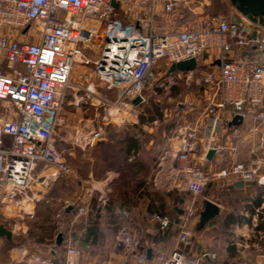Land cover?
I'll return each mask as SVG.
<instances>
[{"label":"built area","instance_id":"obj_1","mask_svg":"<svg viewBox=\"0 0 264 264\" xmlns=\"http://www.w3.org/2000/svg\"><path fill=\"white\" fill-rule=\"evenodd\" d=\"M159 3L170 17L183 14V8L194 12L191 0H0L2 215L13 207L21 217L32 216L37 201L34 186H45L44 179L34 175L37 165L53 164L59 171L71 173L63 155L67 146L87 148L100 137L102 130L92 128L93 120L84 119L81 126L72 128L63 117L64 106L89 104L111 116L120 105L135 108L145 102L146 86L157 67L159 78L163 77L157 87L169 89L178 82L194 85L202 89L206 102L194 121L177 129L174 146L156 159L153 183L166 191L176 189L196 197L207 186L221 191L234 181H258L262 177L261 161L255 158L216 172H207L203 163L210 149L217 153L224 148L218 137L235 116L242 122L251 119L252 133L264 126V60L254 53L264 46V28L238 12L212 16L210 25L201 29L158 26L154 21ZM142 5L147 8L144 14ZM93 44L97 48L95 81L82 89L78 101L66 100L72 67L81 61L82 50L91 49ZM190 59L196 61L194 68L169 72L171 64ZM99 81L114 92L115 101L109 102L98 92ZM135 99L137 103H133ZM95 118L106 117L97 113ZM232 127V137L243 141L239 128ZM194 142L198 143L196 151L192 150ZM113 179L109 175L98 185H90V196L99 193L95 204H91L92 198L64 202L57 217L67 222L58 230L62 241L59 246L53 244L51 259L21 257L4 264H80L70 227L108 202L110 184L105 190L103 183ZM70 205L73 209L65 211ZM193 209L191 201L178 217L177 234L168 255L158 253L153 262L147 259L146 250L150 248L153 253L152 242L144 243L139 234L121 223L115 248L97 264H198L202 255L189 258L184 251L194 236ZM119 212L124 219L130 218L125 210ZM154 219L161 230L171 222L167 216L155 215ZM254 262L264 264V252L258 251Z\"/></svg>","mask_w":264,"mask_h":264},{"label":"rangeland","instance_id":"obj_2","mask_svg":"<svg viewBox=\"0 0 264 264\" xmlns=\"http://www.w3.org/2000/svg\"><path fill=\"white\" fill-rule=\"evenodd\" d=\"M199 10L200 9L198 8L195 12H188L183 8V12L185 13L183 23L175 22L176 19L174 18V24L170 26H173V29H201L208 27L211 23V16L203 20L200 18L196 19ZM222 11L223 14H228V11L224 9ZM231 11L233 14L234 9L232 8ZM156 20L158 21V25H163L164 17L158 15V12ZM97 29H101L100 25L97 26ZM90 48L91 49L82 50L81 61L74 63L72 67L69 77V85L65 94L66 100L71 99L72 102L78 101L83 95L82 89L91 81H95L94 64L97 58V48L94 44ZM203 58H205V56ZM161 64L162 63L160 62L157 66H161ZM159 77V70L157 67L153 73L152 79L149 80L146 86L145 102L130 109L120 105V107H118L119 111H117L115 116L105 115L101 108L96 110L95 107L90 106L89 104L64 106L63 114L68 116L70 120L69 125H71L72 128L79 127V121L81 119H88L89 121L93 120L92 128L99 127L104 133L107 141L108 147L97 148L93 151V156L95 157V161H97L93 177L94 182L85 183L84 187L88 188L84 192L86 194L85 198L87 200L92 198L91 204H95L99 193L94 192L90 196L88 192L90 185L93 184L96 186L109 175H113L112 171L102 172L104 166L113 169L118 168L120 171V175L118 173V182L116 185H111L109 187L110 192L107 193L108 202L101 205L99 210H97L99 218L104 220L102 222L105 224V227L103 226L102 228V232H100V239L98 241L99 245L89 244L85 246L80 242L84 236V226L87 225V223L88 227H92L91 225H93L91 219H94L96 216L97 211L95 209L91 210L85 218L77 219V221H75L70 227V234L74 237L75 241L77 239L75 244L80 252V264H97L104 261L105 254L111 252L116 246L115 236L117 226L125 222L124 215L119 212V210L122 209L116 208L111 217L106 214L105 210L109 204H112L113 200L114 202H117L118 199L121 198L123 195L122 192L127 191V189L131 190L133 186L131 182L132 179L129 181L126 180L128 178H125L123 168L118 167L116 162L122 158L121 156L123 153L121 151V146L126 141V138L138 134L140 135L139 139L143 141L151 132L155 138V145L150 153L143 151L140 156L144 157L146 154H149L148 156L154 155L153 161L155 162L156 159L167 149L165 146V135H168L171 138L176 136L177 129L187 122L194 121L205 107L206 100L204 94L196 86L185 85L182 82H178L169 89H165L164 86L157 87L163 80V77ZM98 84L100 86L98 87V92L106 96L109 102L115 101L114 92L107 91L103 87L102 82L99 81ZM154 91L156 92L154 93ZM167 96H170L171 100H169ZM97 113L106 118L95 121V119H97L95 118ZM138 118L145 121L143 124L145 128L138 126L140 124ZM134 123H137V125ZM89 128H91V126H89ZM258 129L257 139H259L258 144L260 146L251 154V158L261 161L260 174L263 175L264 126H258ZM163 133L165 134L164 136H162ZM68 150L63 153L64 158L70 156L74 166L78 168V172L85 171L86 158L81 157V151H83V149L81 150L79 146L72 144ZM101 172L102 175H100ZM82 178L85 179L84 176H82ZM147 182L148 185H146V188L144 190H139V193L150 191L152 194H155L156 197L158 196L161 198L160 193L163 191L157 190L154 187L153 176L150 177V179H147ZM170 196L171 197H169L167 201L166 213L170 218H173L172 220L174 221V217L177 215L176 209L178 207V201L176 198L179 197V195L174 194ZM214 196H217V201L221 205L223 204L224 215H226L225 213L235 214L242 211L240 208L241 196H225V198L222 197L223 199L220 195ZM80 199H83L82 195L76 196L75 200L78 201ZM258 199H260V203L259 205H256ZM135 201L137 203L135 207L136 209L138 208V210L140 209V206L146 202L141 201V199H135ZM197 202H200V199ZM30 208L31 205H29L28 209ZM257 209L258 212L256 211ZM9 210L10 211L6 214L2 215L0 213V221L12 232L11 242L6 241L4 237L0 236V264L8 263L21 257L38 258L45 261L51 259L53 255L51 254L50 249L53 247L56 232L66 225L67 219L60 220L57 217L55 208H52L45 202L41 204L35 202L32 216H26L24 214L23 217H21V213H18L13 207ZM128 215L131 217V226L138 227L141 224V217H134L129 213ZM221 219L222 216H220L214 223L220 224L222 221ZM105 220L107 221L106 223ZM244 223L248 225L243 229V234L245 235V237H243V244L241 243L242 239L239 234L240 232L237 233L236 230L233 229L234 227H229L230 229L226 228L228 230L227 232H225V229L221 228V230H219L220 232H217L219 235L217 238H220L221 236L222 239H231L232 242L237 241L239 243V246L237 247L240 248V251L243 247V260H246V252L250 254L253 253L254 257L258 254V251L264 252V187L255 185L243 191V224ZM257 249L258 251L256 252ZM238 255H241V253L239 252ZM254 261L255 258H253L251 262L247 261V264H254Z\"/></svg>","mask_w":264,"mask_h":264},{"label":"crops","instance_id":"obj_3","mask_svg":"<svg viewBox=\"0 0 264 264\" xmlns=\"http://www.w3.org/2000/svg\"><path fill=\"white\" fill-rule=\"evenodd\" d=\"M139 1V0H138ZM193 4V10L200 9L197 13L196 19H205L207 17L217 16V17H224L232 14V5L228 0H191ZM147 2L145 1L144 4ZM147 8L145 5H142L141 11L142 14L145 13V10ZM157 12L158 15H162L164 17V23L163 25H158V21L155 19L154 23L158 26H166L169 28H172L173 26H170L174 24L175 22L183 23V17L185 13H180L178 16L170 17L162 12L161 4L159 3L157 6ZM228 11V14H223L222 10ZM234 9V8H233ZM236 13L235 9L234 12ZM199 16V17H198ZM175 18V19H174ZM181 21V22H180ZM211 68H209L210 70ZM213 69H216V67H213ZM202 92V89H200ZM203 93V92H202ZM96 110L99 108H95ZM63 117L70 122L67 115L63 114ZM140 126L141 128H145L143 125L145 121L140 120ZM83 119L79 121V126H81V122ZM136 121V120H135ZM134 121V122H135ZM137 125V123H134ZM252 125L251 119H246L243 122H241L238 125H228L227 129L223 134H221L218 137V142L224 146L223 149H221L219 152L215 153L214 156L211 159H207L203 165L204 169L207 172H216L220 169L227 168L229 165L235 162H247L253 158H251V154L255 152V150L260 146L258 137V132L252 133L249 131V127ZM231 126V127H230ZM236 126L239 128L241 132V139H236L232 137V129ZM150 132V131H149ZM165 134L163 133L162 136ZM138 134L133 135V139L136 141L134 145H129L128 143L124 142L121 146V151L123 155L122 158L119 161H116L118 164V167H122L124 170V176L125 178H128L126 180H131L133 186L132 189H127V191L122 192V196L120 199H118L117 202L112 201V204H109L106 208V214L110 215V217L113 215V212L116 208H120L122 210H126L129 214H131L134 217H141V224L136 226H131L130 219L126 220L124 224H126L131 230L135 231L137 234L140 235L142 238V241L144 243H148L149 241L153 244V253L151 254L150 261H154V257L156 254H162V255H168L170 251L172 250L173 243L177 234V227H176V221L178 217L183 213L184 207L187 205V203H193V218L196 216L194 215V210H196L199 202H197L201 198H206L211 201L216 202L217 196L214 195H220V197L225 198L228 196H235L239 197L240 199V208L242 211L239 213H225L223 214V204L221 205L218 201V203L221 206V212L218 217L213 219L208 223V225L200 231L199 234H194V236L191 238L190 243L184 248V251L189 258H194L201 256L199 259L198 264H247V261L251 262L253 258H257V255L250 254L246 252L247 258L246 260H243V247L240 251V248L238 242H232V240H228L226 238H217L219 236L217 232L219 230L225 229V232L228 230L226 228L234 227L233 229L236 230L237 233L240 234L241 237V243L243 244V229L248 225L246 223L243 224V191L247 188L255 185H245L240 188H232L228 189L227 187L221 191L215 190L211 186H207L205 192L202 195L199 196H192L190 193L185 191H178L176 189L172 190H163L157 187L155 184L154 187L157 190H161V198L156 197L155 194H152L150 191L144 193H139V190H144L146 188V185H148L147 179H150V177L154 176L155 170L154 165V155L148 156L147 154L143 157L140 156L141 152H151L155 142H154V136L149 133V136L145 138L143 141L139 139ZM174 138L169 137L168 135H165V146L168 148L174 146L175 140ZM71 146V145H70ZM70 146L67 147L65 151L70 149ZM107 141L106 138L104 141L99 142L95 145H92L87 148H81L83 151H81V157L86 158L85 164H86V170L78 172V168L74 166V163L71 160L70 156H66L65 160L67 164L72 169L71 173H63L58 170V168L53 164H44L39 163L34 171V175L38 177V180L44 179L45 186L35 185L33 189V193L37 196V203L41 204L43 202L49 204L52 208H55L56 213L58 210H60L65 201L74 203L76 199V196H81L82 198H85L86 194L84 193L87 188H85V183H93V177L94 172L96 169V162L95 157L93 156V151L97 148H106ZM70 151V150H68ZM154 151V150H153ZM140 157V158H139ZM112 171L114 179L110 183V186H115L118 182V173L120 175V171L118 168H108L103 167L102 172ZM102 172L100 175H102ZM80 173V174H79ZM82 176L85 177V179L82 178ZM111 176V175H110ZM91 179V180H90ZM139 180V181H138ZM101 182V181H100ZM99 182V183H100ZM104 184V183H103ZM178 194L179 197L176 198L178 201V207L176 209L177 215L173 218H170L169 215L166 213V207L168 204V198L171 197L170 195ZM141 197V198H139ZM222 198V199H223ZM135 199H141V201H146L145 204L140 206V209H136L135 205L137 204ZM134 200V201H133ZM260 202V199H258ZM223 201V200H222ZM225 204V202H224ZM35 205V204H34ZM259 205V204H256ZM257 207V206H256ZM66 211V210H65ZM68 212V211H67ZM242 212V213H241ZM223 214V215H222ZM97 218L95 219V229L94 232L89 234L88 231V223L84 226V236L82 240L80 241L82 245H99L98 241L100 239V232H102L103 226L105 227V224L102 222L104 220H101L99 218L98 211L96 212ZM155 215L159 216H167L171 222L168 225V227L164 230L159 229V224L156 219H154ZM222 216V221L220 224H215L214 222ZM192 218L193 226L196 222V218ZM93 221V219L91 220ZM102 222V223H100ZM107 221L105 220V223ZM104 224V225H103ZM118 225V224H117ZM230 229V228H229ZM93 230V229H92ZM88 231V234H87ZM220 232V231H219ZM234 232V231H233ZM245 237V235H244ZM217 238V239H216ZM76 239V238H75ZM77 242V239L75 243ZM112 245V243H111ZM241 253V255H238V253ZM214 253L215 256L211 257V254ZM249 264V263H248Z\"/></svg>","mask_w":264,"mask_h":264},{"label":"water","instance_id":"obj_4","mask_svg":"<svg viewBox=\"0 0 264 264\" xmlns=\"http://www.w3.org/2000/svg\"><path fill=\"white\" fill-rule=\"evenodd\" d=\"M232 7L235 9L236 12L241 14L242 16L246 17L251 22L260 25L264 28V0H228ZM115 5L114 2H112ZM254 36V33H253ZM255 54L260 55L261 59L264 60V46L259 51H254ZM196 66L195 59H190L186 61H180L177 63H173L169 67V72H173L175 70H184L188 68H194ZM138 99H135L133 103H137ZM242 122V118L240 116H235L228 125H238ZM105 140V135L102 132L100 137L95 139L92 145H95L99 142ZM198 147V143L194 142L192 145V150L196 151ZM215 154L213 149H210L207 154L206 158L211 159ZM110 184L109 180H106L103 184V188L107 190L108 185ZM249 185H257L260 187H264V174L258 181H247L243 182L241 180L234 181L233 183L227 186L228 189L232 188H240L243 186ZM73 207L70 205L66 208V211H71ZM221 206L209 199L201 198L200 202L194 212L196 216V222L193 226L194 234H199L210 221L215 219L220 215ZM0 236L4 237L6 241L11 242L12 240V232L5 227V225L0 221ZM62 241V233L58 231L55 235L54 244L55 246H59ZM146 257L150 259L151 257V249L148 248L146 250Z\"/></svg>","mask_w":264,"mask_h":264},{"label":"trees","instance_id":"obj_5","mask_svg":"<svg viewBox=\"0 0 264 264\" xmlns=\"http://www.w3.org/2000/svg\"><path fill=\"white\" fill-rule=\"evenodd\" d=\"M126 143H128L129 145H134L135 143H136V141L133 139V135L131 136V137H128V138H126V141H125ZM260 202H259V200H257L256 201V204H259ZM97 218V215L94 217V219H93V221H92V224L93 225H91L92 227H88L87 229H88V231H89V234L90 233H92V231L94 232V229H95V223H96V221H95V219ZM91 219V220H92ZM93 229V230H92ZM88 231H87V234H88Z\"/></svg>","mask_w":264,"mask_h":264}]
</instances>
